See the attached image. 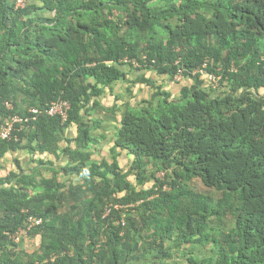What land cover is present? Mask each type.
Here are the masks:
<instances>
[{"label": "trees", "instance_id": "16d2710c", "mask_svg": "<svg viewBox=\"0 0 264 264\" xmlns=\"http://www.w3.org/2000/svg\"><path fill=\"white\" fill-rule=\"evenodd\" d=\"M14 1L0 0V127L22 106L70 110L0 139V264H264V0ZM205 60L216 90L191 75ZM178 70L177 96L145 77ZM124 84L130 100L105 108ZM27 216L40 244L15 253Z\"/></svg>", "mask_w": 264, "mask_h": 264}, {"label": "clouds", "instance_id": "9594fccd", "mask_svg": "<svg viewBox=\"0 0 264 264\" xmlns=\"http://www.w3.org/2000/svg\"><path fill=\"white\" fill-rule=\"evenodd\" d=\"M27 4V0H15L14 1V7L17 9V8H23L25 5ZM206 61V60H205ZM204 61V62H205ZM210 61V60H209ZM212 61V60H211ZM203 62V63H204ZM202 63V64H203ZM213 65V64H212ZM202 66V65H201ZM200 66V67H201ZM133 67H134V69L132 70V71H134V72H137V73H140V75L142 74L141 72H138V71H136V67H137V65L136 64H133ZM199 68V67H198ZM180 70H178V72H179ZM194 71V70H193ZM192 71V72H193ZM177 72V73H178ZM181 72V71H180ZM177 73L172 77V81L171 82H174L175 84L176 83H180L184 78H183V76H182V78L180 79V80H176L175 79V76L177 75ZM207 73H212V72H209V70H208V68H207ZM181 74H182V72H181ZM212 74H214V73H212ZM139 75V76H140ZM146 75H147V73L145 74V77H146ZM191 75H192V73H191ZM193 76V75H192ZM198 77L199 79H201L202 81H204L206 84H207V86L211 89V90H216L218 87H219V81H220V77H219V80H218V83H217V85L215 86V87H212V86H210L209 84H208V82L206 81V79L205 78H201L199 75H194V77ZM217 76V75H216ZM146 79H148V78H146ZM162 79H164V78H162ZM165 85H168V84H165ZM140 86H144L145 87V85H140ZM157 86H161V85H158V83H157ZM165 92V91H164ZM151 91H149V93H145L144 95H142V97H144L145 99H148V97L151 95ZM166 93H169L170 94V92H169V90L166 92ZM170 96H173L172 94H170ZM143 98V99H144ZM59 102H66L67 104H68V106H69V109L67 110V112H66V118H65V120H63L62 118H61V116L60 115H54V116H50V115H48V109L50 108V106H51V104H56V103H59ZM12 104L10 103H6V107H8L7 109H12L13 107L11 106ZM22 108H23V110H25V114H26V116H24V118H18L17 116L18 115H11V116H8V118H7V120L5 121V123L0 127V139L1 140H6V141H10V140H16L17 138H16V136L14 135V132L15 131H23V130H27V129H29L30 128V125H33L34 123H36L37 122V119L40 117V116H45V117H49V118H55V117H58V118H60V120L62 121V123L63 122H65L66 120H67V113H68V111L70 110V104L67 102V101H64V100H58V101H55V102H51L49 105H47L43 110H38V108H35V107H33V106H28V107H23L22 106ZM17 125H19V128L17 129ZM10 127V134H9V136H8V138H6V139H3V138H1V133H3L4 131H7V129ZM130 161H131V159H130ZM161 175H158V173L156 174V177L157 178H159V179H161L162 177H163V175H162V173H160ZM130 177H132V176H130ZM129 179V178H128ZM135 180V179H134ZM129 181V180H128ZM130 182V181H129ZM133 185V184H132ZM136 184H134V186H135ZM139 190H141V188H138ZM146 189V188H145ZM133 205H130V206H127V208H130V207H132ZM106 212H108V211H106ZM27 217H30V216H27ZM27 217L25 218V220L27 219ZM31 217H34V216H31ZM34 218H36V217H34ZM38 219V218H37ZM41 221V220H40ZM25 222V221H24ZM41 224V223H40ZM23 225H24V223H23ZM21 228V227H20ZM19 229V228H18ZM17 229V230H18ZM32 231V230H31ZM31 231H29L28 232V235H27V237L26 238H24V239H22L20 242H19V244H17V245H13L12 244V242H11V240H10V238H11V236H12V234L14 233H12L10 236H9V241H10V243L12 244V246H13V252H15V253H19L21 250H23V251H27V252H29V253H31V252H33V251H35L38 247H39V244L37 245L36 244V242H35V238H30L29 237V233L31 232ZM102 240H104V239H102ZM26 243H30V246L32 245V246H34V249L32 250V251H29V247L30 246H23L24 244H26Z\"/></svg>", "mask_w": 264, "mask_h": 264}, {"label": "built area", "instance_id": "2783aa9c", "mask_svg": "<svg viewBox=\"0 0 264 264\" xmlns=\"http://www.w3.org/2000/svg\"><path fill=\"white\" fill-rule=\"evenodd\" d=\"M213 61L206 60L201 67L195 69L192 72V75H199L201 78H205L208 84L212 87H215L218 83L219 77L212 73H207V68L212 66ZM182 78V74L179 71L177 75L175 76V79L178 81ZM69 109V106L66 102H59L56 104H51L50 108L48 109V115L54 116V115H60L63 120L66 118V112ZM10 127L7 129V131H4L1 133V138L6 139L9 136ZM41 221L40 219L34 218V217H27V219L24 222V225L16 230L10 240L13 245L19 244V242L26 238L28 235V232L33 230L34 228L38 227L40 225Z\"/></svg>", "mask_w": 264, "mask_h": 264}, {"label": "rangeland", "instance_id": "374dc122", "mask_svg": "<svg viewBox=\"0 0 264 264\" xmlns=\"http://www.w3.org/2000/svg\"><path fill=\"white\" fill-rule=\"evenodd\" d=\"M123 70L125 71V72H129V69H127L126 67H124L123 68ZM140 75V73H137V72H134V71H130V73L128 74V79H130V81H133V79L134 78H136V76H139ZM146 78H148V79H152L153 81V83H155L156 85H157V83H158V85H164V84H162L161 82H164L165 80L164 79H162L163 77H161V76H154V75H150V73H147V75H146ZM181 84V85H180ZM182 85H184L183 83H179V85L177 86V85H175V83L174 82H171V84H168V85H164V87H166V88H168L167 90H169V92H170V94H172L173 96H177V94H178V91H179V88L182 86ZM125 86H126V84H125ZM129 86H131V85H129ZM123 88V86H121V88H116V89H114V92L116 93V96H119V99H123L124 97L122 96V95H120V93H117L118 91H120L121 89ZM134 89H139V90H141V92H139V90H138V93L140 94V96H142V95H144L145 93L147 94V93H149V91H151V89L150 88H147V87H144V86H140V85H135L134 86ZM134 92H132V93H135V91L136 90H133ZM152 92V91H151ZM112 97V96H111ZM106 103V102H105ZM107 124V123H106ZM105 124V125H106ZM105 129V128H104ZM126 165V164H125ZM125 168V167H124ZM158 175H161L160 173H158ZM158 177V176H157ZM129 181H130V183L131 184H135V180H134V178H133V176L132 177H129V179H128ZM191 188L192 189H194L195 191H198V192H200V191H204V189L202 188V185H201V183L200 182H198V180H196V179H194V180H192V184H191ZM150 187V185L148 184V185H146L145 186V188H149ZM212 197H213V200L215 201V200H217V199H219L220 198V196H219V194H217V193H215L214 195L212 194ZM221 225H223L225 228H231L232 227V221H231V218L229 217V216H226L225 218H223L222 219V224ZM35 242H36V244L38 245L39 243H40V238L39 237H36L35 238ZM24 247L25 246H30V243H26V244H24L23 245ZM34 249V246H30L29 247V251H32ZM203 254H204V252H202V254L200 255V258H202L203 257ZM175 264H185V261H183L182 260V258H175Z\"/></svg>", "mask_w": 264, "mask_h": 264}, {"label": "crops", "instance_id": "0c3cea01", "mask_svg": "<svg viewBox=\"0 0 264 264\" xmlns=\"http://www.w3.org/2000/svg\"><path fill=\"white\" fill-rule=\"evenodd\" d=\"M130 80V79H129ZM128 82V81H127ZM162 84H165V82H161ZM123 86V88L120 90V91H118L117 93H120V95H122L125 99H120L119 100V102L120 103H116L117 102V100H116V102H114V98L115 99H117V98H119V96H116V93L114 92V94H112V97H110V93H107L106 95H108V97L109 98H107L106 100H104V103H102L101 102V104L105 107V108H109L110 106H112V105H114V104H117V106H120L122 103H124L125 101H127V100H130V98H129V94L127 93V91H126V88H127V86H125V84L124 85H122ZM163 86V90L165 91V92H167L168 90V88H166V87H164V85H162ZM116 88H119V87H116ZM115 88V89H116ZM134 90H136L135 91V93H136V98H137V100H138V98H140V99H142V98H144V97H141L140 96V94L138 93V90L139 89H134ZM130 91H131V94H134V93H132V92H134L133 90H132V88H130ZM139 92H141V90H139ZM129 98V99H128ZM106 102V103H105ZM96 116L97 117H101L102 119H104L105 120V126H104V130L105 131H107L108 133H111V128H112V125H111V123H112V120H111V118H108V116H106L101 110L100 111H98L97 110V112H96ZM96 116H94L93 115V118H95ZM96 117V118H97ZM95 118V119H96ZM76 136V130L75 129H71V130H67V132H66V134H65V137L66 138H68V139H72V138H74ZM71 146L73 147V144H71ZM122 155H123V158H124V160H125V162H128V161H130V158L128 159L127 158V155H125L124 153H122ZM58 156H59V159L57 160V161H54V158L53 157H51V156H49V154L48 155H46L45 156V159L46 160H53V161H51L52 163H53V167H64L65 165H66V163H67V158H66V156H64L63 154L61 155V154H58ZM91 159H93V157L91 158ZM72 179V178H71Z\"/></svg>", "mask_w": 264, "mask_h": 264}]
</instances>
